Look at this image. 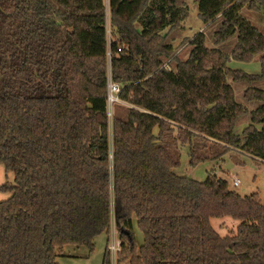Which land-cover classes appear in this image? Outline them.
I'll return each instance as SVG.
<instances>
[{"label":"trees","instance_id":"trees-1","mask_svg":"<svg viewBox=\"0 0 264 264\" xmlns=\"http://www.w3.org/2000/svg\"><path fill=\"white\" fill-rule=\"evenodd\" d=\"M178 1L109 0V38L106 0H0V163L14 174L2 186L0 264H61L65 246L92 252L113 224L118 263L264 264V197L179 175L173 152L180 141L193 165L233 147L264 159V88L245 90L262 104L237 133L249 110L229 82L264 80V56L257 74L229 66L264 51L242 12L264 13V0H199L205 23L222 21L214 46L204 31L184 39L186 59L170 41L189 15ZM235 36L230 52L218 47ZM109 73L133 105L112 123ZM224 216L240 222L226 235L211 222Z\"/></svg>","mask_w":264,"mask_h":264},{"label":"rangeland","instance_id":"rangeland-1","mask_svg":"<svg viewBox=\"0 0 264 264\" xmlns=\"http://www.w3.org/2000/svg\"><path fill=\"white\" fill-rule=\"evenodd\" d=\"M179 4H185L189 7L188 17L181 23V27L173 30L170 33V41L174 45L180 46L178 49L179 56L182 59H186L190 53V46L187 45L190 39H187L183 43L185 38L194 36L200 31H204L207 35V45L214 46L212 35L220 27L222 19L215 21L214 23H205L199 14V0H179ZM107 4V27L109 32V38H111V22H110V5L109 0H106ZM243 14L248 17L256 26H258L264 32V13L255 12L244 7ZM168 29H165L166 32ZM188 36V37H186ZM237 36L232 39L221 43L218 47L226 52H230L233 46L236 44ZM264 56V51L257 54L251 61H241L231 59L229 66L233 68L243 69L249 73H260L262 70L261 58ZM229 82L232 84L235 90L236 100L245 104L248 107L249 112L245 114L238 121L236 126V132L241 133L248 124L252 121V111L255 110L262 102L260 100L248 101L244 97V92L248 87L264 88V80L249 83L247 81H235L229 78ZM133 106L131 103L119 99L112 103L110 123L113 121V117L121 116L128 118L129 107ZM110 133L112 134V125H110ZM214 145L216 149V143L213 140L206 142V148ZM210 148L206 155H214L215 149ZM173 152L178 155L180 159V165L175 168V171L182 176L188 178L204 181L210 175H216L219 178L225 179L229 182L231 189L237 191L243 196L251 195L258 192L264 197V159L254 157L251 154L241 151L239 148H231V150L221 154L216 159H209L201 161L196 165L191 164L190 145L183 144L177 141L173 145ZM205 151V149L203 150ZM234 175L240 179V184L235 185L233 181ZM10 182L14 184V174L7 172L3 163H0V201L7 199L10 196V192L2 188L3 184ZM135 222V221H134ZM213 226L222 235H226L231 230H236L239 220H236L230 216L215 217L211 219ZM112 232L117 234L118 231L113 224ZM135 232L138 243L143 242L144 236L142 231L135 222ZM109 236L107 233L98 235L95 239V248L92 252L88 250L86 246L75 247L67 245L63 249V254L58 257V261L61 264H103L104 256L106 252L107 242ZM112 259V264H130L129 261L122 263Z\"/></svg>","mask_w":264,"mask_h":264},{"label":"built area","instance_id":"built-area-1","mask_svg":"<svg viewBox=\"0 0 264 264\" xmlns=\"http://www.w3.org/2000/svg\"><path fill=\"white\" fill-rule=\"evenodd\" d=\"M109 56L111 55V53H108ZM165 67L170 68V65L168 64V62H166L164 64ZM108 87H109V94H108V111H109V115L111 114V106L112 103L119 100V93L121 91V87L117 82H114L111 74L109 73V82H108ZM233 181L235 185L240 184V179L238 177H236L234 175L233 177ZM113 230V228H112ZM122 249V245H121V240L119 238V235L117 237V234L114 232H111V238L106 246V252L110 255L111 260L113 258H115L114 260H116L118 253L121 251Z\"/></svg>","mask_w":264,"mask_h":264}]
</instances>
